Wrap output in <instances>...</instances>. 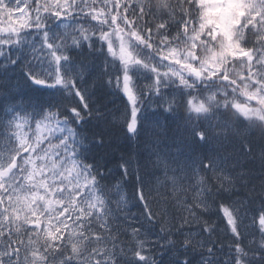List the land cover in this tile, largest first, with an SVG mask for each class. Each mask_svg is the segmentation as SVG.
I'll return each mask as SVG.
<instances>
[{
    "label": "snow or ice",
    "instance_id": "snow-or-ice-1",
    "mask_svg": "<svg viewBox=\"0 0 264 264\" xmlns=\"http://www.w3.org/2000/svg\"><path fill=\"white\" fill-rule=\"evenodd\" d=\"M0 112V264H264V0H0Z\"/></svg>",
    "mask_w": 264,
    "mask_h": 264
},
{
    "label": "trees",
    "instance_id": "trees-1",
    "mask_svg": "<svg viewBox=\"0 0 264 264\" xmlns=\"http://www.w3.org/2000/svg\"><path fill=\"white\" fill-rule=\"evenodd\" d=\"M9 75L11 78L13 77L12 79L14 82L15 79L19 76V73L17 72L15 74H9ZM24 94L32 95V93L28 89L26 90V92H24ZM104 96H105V92L103 96L101 97V102L106 105V112L110 111L111 113H117L120 109L119 104L115 100L108 98V97H104ZM172 124H173V129H169L171 140L169 139L167 134L163 135L164 136L163 140L166 141L169 145L172 143V139L175 135V128H176V124L173 121H172ZM161 130L164 131L163 128H161ZM107 132H108V138L110 141V147L108 149V155L106 157V166L112 171L113 176L118 177L119 169L117 168V164L118 162H120L121 157H124L125 159H127L128 157H132L134 160L135 150L132 147L131 143L126 139L125 130L122 126L109 127L107 129ZM142 162H146V161L142 160ZM160 175H162V172ZM258 207H259V200L257 199L254 204V209ZM137 211H138L137 208H135L134 210H132V213H136ZM176 214L179 216L178 210ZM213 219L216 221V224L218 227L217 235L219 239L224 240L225 220L222 218H218L216 216H214ZM193 226H195L197 229V231L194 233L195 235L196 233L199 232V228L196 224ZM191 229H192V226H191ZM184 230L187 232L189 230L188 226H185ZM172 238L175 239L176 237H172ZM161 243H163V241H161Z\"/></svg>",
    "mask_w": 264,
    "mask_h": 264
},
{
    "label": "rangeland",
    "instance_id": "rangeland-1",
    "mask_svg": "<svg viewBox=\"0 0 264 264\" xmlns=\"http://www.w3.org/2000/svg\"><path fill=\"white\" fill-rule=\"evenodd\" d=\"M142 156V151L141 150H135V155H134V160L139 159Z\"/></svg>",
    "mask_w": 264,
    "mask_h": 264
},
{
    "label": "bare ground",
    "instance_id": "bare-ground-1",
    "mask_svg": "<svg viewBox=\"0 0 264 264\" xmlns=\"http://www.w3.org/2000/svg\"><path fill=\"white\" fill-rule=\"evenodd\" d=\"M126 147V146H125Z\"/></svg>",
    "mask_w": 264,
    "mask_h": 264
}]
</instances>
